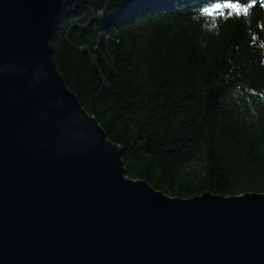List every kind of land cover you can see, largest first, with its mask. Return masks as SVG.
I'll list each match as a JSON object with an SVG mask.
<instances>
[{
    "label": "water",
    "instance_id": "95a60500",
    "mask_svg": "<svg viewBox=\"0 0 264 264\" xmlns=\"http://www.w3.org/2000/svg\"><path fill=\"white\" fill-rule=\"evenodd\" d=\"M62 1L0 0V264H264V193L125 176L51 60Z\"/></svg>",
    "mask_w": 264,
    "mask_h": 264
},
{
    "label": "trees",
    "instance_id": "16d2710c",
    "mask_svg": "<svg viewBox=\"0 0 264 264\" xmlns=\"http://www.w3.org/2000/svg\"><path fill=\"white\" fill-rule=\"evenodd\" d=\"M221 2L63 0L47 37L125 176L169 197L264 193V0Z\"/></svg>",
    "mask_w": 264,
    "mask_h": 264
},
{
    "label": "snow or ice",
    "instance_id": "6c2138e0",
    "mask_svg": "<svg viewBox=\"0 0 264 264\" xmlns=\"http://www.w3.org/2000/svg\"><path fill=\"white\" fill-rule=\"evenodd\" d=\"M224 9H231L237 13L241 11L245 13L247 12V8H241L237 3H232L231 0H229V2L226 3L225 2L217 3L213 9L211 10L206 9L205 12L208 15L218 14L220 16H224L225 15ZM227 14L231 15L232 13L229 12Z\"/></svg>",
    "mask_w": 264,
    "mask_h": 264
},
{
    "label": "clouds",
    "instance_id": "9594fccd",
    "mask_svg": "<svg viewBox=\"0 0 264 264\" xmlns=\"http://www.w3.org/2000/svg\"><path fill=\"white\" fill-rule=\"evenodd\" d=\"M205 10H206V9H203L202 11H203L204 13H206Z\"/></svg>",
    "mask_w": 264,
    "mask_h": 264
}]
</instances>
